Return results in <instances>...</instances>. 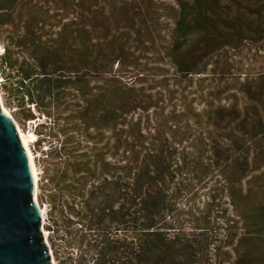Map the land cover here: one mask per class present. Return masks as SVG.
I'll list each match as a JSON object with an SVG mask.
<instances>
[{
    "label": "trees",
    "instance_id": "obj_1",
    "mask_svg": "<svg viewBox=\"0 0 264 264\" xmlns=\"http://www.w3.org/2000/svg\"><path fill=\"white\" fill-rule=\"evenodd\" d=\"M92 1L52 0L59 17L50 22L47 2L0 0V36L7 31L0 71L9 95L29 110L33 104L51 114L71 94L82 125L80 137L56 147L57 167L46 176L47 226L60 264H264V254L259 261L251 244L255 236L264 240V231L254 233L244 222L235 239V223L202 225L187 207L195 185L221 179L239 218L247 217L239 209L237 184L262 165L252 163L264 145V106L258 105L264 103V73L240 81L231 93L244 96L250 104L244 107L233 101L196 109L189 101L163 114L159 104L177 74H214L211 59L263 43L264 0H147L151 6L110 0L111 22L125 30L133 26V11L146 24L166 9L168 66L122 59L129 54L122 31L111 34L109 45L91 47L86 39ZM96 59H106L102 66L109 75L92 93L88 70ZM180 117L200 120L203 145L189 141L188 148L175 137Z\"/></svg>",
    "mask_w": 264,
    "mask_h": 264
},
{
    "label": "rangeland",
    "instance_id": "obj_2",
    "mask_svg": "<svg viewBox=\"0 0 264 264\" xmlns=\"http://www.w3.org/2000/svg\"><path fill=\"white\" fill-rule=\"evenodd\" d=\"M36 1L39 3L47 2L50 5L48 13L54 15L55 9L53 8L54 4L52 3L54 2L52 0H31V2ZM109 1H92L89 12L91 16L87 20L88 32L86 42L93 48L97 47L100 43L107 46L112 42L111 34L122 31L125 32L122 35V41L129 48V54L122 56V59H137L138 62L147 63L148 65L154 63L166 64L168 56L164 55V46L168 44L170 22V19L165 15L166 9H160L159 16H156V13L153 12V16L156 17L153 18L152 22L146 24L140 22L133 11V26L130 30H125V26H122L121 22L112 24ZM143 4L151 6V3L147 0ZM153 7H155V4ZM58 17V15H54L48 19L50 22H55V19ZM68 17L70 16L66 18ZM59 25L60 22L51 28L53 32L59 29ZM5 32L7 33V31H4L0 36V53L3 51V34ZM70 35L73 36V38H70V41L75 43L76 33L70 32ZM105 60L96 59V62L92 61L88 70L92 93L98 91L99 86L103 85V78L109 75V72L106 70L107 68L102 66ZM211 62L215 65V71L220 72L222 75H218L216 72L214 74L209 72L202 78L193 75L189 79L187 76L177 74L175 79L171 78L169 80H174L173 85L170 87L172 91L169 95L167 94L166 99L159 100V104L163 106V114L173 109L172 107H175V111H177L189 101L192 102V106L196 109H200L205 103L209 102L213 104H228L236 101L239 107L250 105L242 94L237 93L235 97L231 93L235 91L240 81L246 78H255L264 73V42L244 44L240 48L228 50L211 59ZM166 65L168 66V63ZM173 70L174 68L170 65L168 73ZM234 77H237L236 81H234ZM152 81L154 82V80ZM7 89L4 74L0 71V95L3 104L15 119L24 135L28 136L31 140L29 141V149L33 155L38 173L37 201L44 210L45 218L43 225L55 263L60 264L59 258H57L55 253L56 244H53L50 239L51 229L47 226V223L50 222L48 192L51 189V184L49 181H46V176L52 174L57 167L58 157L56 156V147L60 145L61 141L68 139L70 143L72 140L80 137L79 133L82 131V125L74 115V98L71 94L66 95L60 103L50 109V114L45 110H39L33 104L30 105V110L28 109L29 104L18 105L11 98L12 96L9 95ZM258 105L264 106V103H259ZM30 111L33 113V116L27 118ZM187 118H179L180 121L178 122L175 137L182 138L181 143L187 145H189V141L198 142L200 145H203L202 139H204L203 134L205 133V129L200 120L197 118L193 121L191 119L187 120ZM88 131L92 132V129L89 128ZM32 134H34V137H30ZM105 135H107V132ZM87 139L89 141L92 140L89 137ZM190 147L189 145L188 148ZM262 149V152L259 151L255 155L256 160L252 163L253 165L255 163H262V165L259 168L252 169L237 184V186L240 185L241 189L238 200L239 209H244L247 217L245 219L239 218V210L238 208L235 209L231 204L227 188L220 179L215 184L208 182L200 186L195 185L188 192L187 207L199 216V223L202 225L207 223L210 226H224V223L229 220L230 223L237 225L238 234L235 235V239L243 230L241 225L244 222L249 223V227L257 231L254 233L264 231V145ZM252 156L253 153L251 152L250 157ZM230 166L228 165L224 168L226 173L231 169ZM260 238L261 236H255L251 241L253 252H255L259 261H261L259 256L264 254V240Z\"/></svg>",
    "mask_w": 264,
    "mask_h": 264
},
{
    "label": "water",
    "instance_id": "obj_3",
    "mask_svg": "<svg viewBox=\"0 0 264 264\" xmlns=\"http://www.w3.org/2000/svg\"><path fill=\"white\" fill-rule=\"evenodd\" d=\"M34 190L28 153L0 102V264H54Z\"/></svg>",
    "mask_w": 264,
    "mask_h": 264
},
{
    "label": "bare ground",
    "instance_id": "obj_4",
    "mask_svg": "<svg viewBox=\"0 0 264 264\" xmlns=\"http://www.w3.org/2000/svg\"><path fill=\"white\" fill-rule=\"evenodd\" d=\"M0 102H1V106L2 108L4 109V111L14 120L16 126H17V129H18V132H19V135H20V138L22 140V143L23 145L25 146V149L28 153V156H29V159H30V162H31V166H32V172H33V179H34V198L36 200V203L39 207V211H40V214H41V224H42V230L45 234V237H47V234H46V230L44 228V225H43V222H44V210L43 208L41 207V205H39L38 201H37V183H38V173H37V168H36V165H35V162H34V158H33V155L29 149V141H31L28 136L26 137L24 135V133L21 131L20 127L18 126V124L16 123L15 119L12 117V115L10 114V112L5 108L4 104H3V101H2V97L0 95ZM30 137H34V134H32ZM53 262L54 264L55 263V260L53 258Z\"/></svg>",
    "mask_w": 264,
    "mask_h": 264
}]
</instances>
